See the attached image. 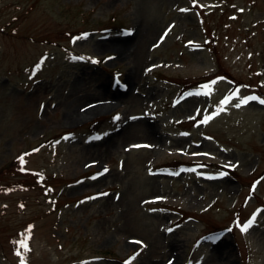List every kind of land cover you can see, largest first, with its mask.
<instances>
[{
    "label": "rangeland",
    "instance_id": "obj_1",
    "mask_svg": "<svg viewBox=\"0 0 264 264\" xmlns=\"http://www.w3.org/2000/svg\"><path fill=\"white\" fill-rule=\"evenodd\" d=\"M251 96L264 0H0V264H264Z\"/></svg>",
    "mask_w": 264,
    "mask_h": 264
},
{
    "label": "snow or ice",
    "instance_id": "obj_2",
    "mask_svg": "<svg viewBox=\"0 0 264 264\" xmlns=\"http://www.w3.org/2000/svg\"><path fill=\"white\" fill-rule=\"evenodd\" d=\"M234 92L238 95V90H234ZM250 101H258L259 103L264 104V99H261V98L255 97V96L245 97L242 100V102L245 104H247ZM119 119H120L119 116L114 117V120H119ZM135 147H139V146H135ZM103 195H107V194H103ZM254 221H255V217H253L252 220L248 224L242 225L241 230L246 232L248 230V228L252 226V223H254ZM168 231L171 232L172 229H168ZM135 243H142V242L136 241ZM138 254L139 253H137V255ZM128 264H131V262H128Z\"/></svg>",
    "mask_w": 264,
    "mask_h": 264
},
{
    "label": "trees",
    "instance_id": "obj_3",
    "mask_svg": "<svg viewBox=\"0 0 264 264\" xmlns=\"http://www.w3.org/2000/svg\"><path fill=\"white\" fill-rule=\"evenodd\" d=\"M77 60L81 61L80 59L77 58Z\"/></svg>",
    "mask_w": 264,
    "mask_h": 264
}]
</instances>
